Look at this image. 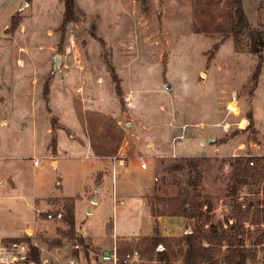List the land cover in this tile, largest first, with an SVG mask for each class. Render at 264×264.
I'll return each mask as SVG.
<instances>
[{
  "label": "rangeland",
  "instance_id": "1",
  "mask_svg": "<svg viewBox=\"0 0 264 264\" xmlns=\"http://www.w3.org/2000/svg\"><path fill=\"white\" fill-rule=\"evenodd\" d=\"M243 1L251 23L264 29V0ZM194 2L77 0L76 19L64 26L62 0H0V264H26L29 242L40 248L42 264H118L119 257L164 264L150 252L154 229L144 234L149 207L136 186L144 178L119 172L124 203L115 210L113 165L128 157L97 152L96 138L81 133L80 119L90 116L121 120L119 131L139 135L142 144L156 133L168 151L195 154L157 156L155 194L172 196L187 184L195 175L186 166L191 160L201 173L199 191L212 198V219L225 227L233 221L230 162L264 155V49L254 53L249 39L230 36L213 51L222 33L195 31ZM201 139L225 148L203 150ZM69 196L84 244L65 235L63 218L48 216L64 212ZM238 199L264 207L259 184L243 186ZM193 228L187 220L167 235L172 264H184L177 237ZM245 237L251 245L255 236ZM256 248L261 264L264 251Z\"/></svg>",
  "mask_w": 264,
  "mask_h": 264
},
{
  "label": "trees",
  "instance_id": "2",
  "mask_svg": "<svg viewBox=\"0 0 264 264\" xmlns=\"http://www.w3.org/2000/svg\"><path fill=\"white\" fill-rule=\"evenodd\" d=\"M65 4L63 25L74 21L77 17V0H62ZM243 0H195L194 28L198 33L220 32L222 38L217 41L213 51H218L222 43L230 36L236 43L242 38L249 39L250 49L260 54L264 49V29L255 27L249 20L244 8ZM220 9L221 20H218L216 11ZM209 15L210 17H206ZM20 18H13V27L18 26ZM258 70L254 72L258 78ZM248 118L254 120L250 113ZM187 165L195 175L187 184H179L178 192L172 196L153 194L149 197L151 211L156 221L162 215H177L185 217L193 223L194 228L177 237L181 244L180 253L184 264H258L257 246L261 245L264 251V207L251 201L243 203L238 199L240 189L249 184H259L264 191V155H237L234 156L232 166L231 194L235 198L233 205V221H228L225 227L222 221L212 219L214 204L208 194H203L198 187L201 182L200 170L196 164L187 160ZM183 167L184 163L177 165ZM175 165L174 167L177 168ZM185 166V167H186ZM63 200L64 212H57L48 216H60L68 224V229L62 230L66 236L84 244L85 237L79 232L75 213L76 198L65 197ZM262 203V202H261ZM254 228H251V227ZM257 234L253 235L252 231ZM246 231H249L247 233ZM255 236L251 245H247L245 235ZM18 240V239H16ZM172 238L162 235L158 226L155 235L151 237L150 252H157V259L164 264H172L169 254ZM162 246L163 248H161ZM174 250V249H173ZM264 256V255H263ZM26 264H42L40 248L29 242V251L23 258ZM118 264H125L121 257ZM264 264V261L261 263Z\"/></svg>",
  "mask_w": 264,
  "mask_h": 264
},
{
  "label": "crops",
  "instance_id": "3",
  "mask_svg": "<svg viewBox=\"0 0 264 264\" xmlns=\"http://www.w3.org/2000/svg\"><path fill=\"white\" fill-rule=\"evenodd\" d=\"M67 74L70 75L72 74V72L68 71ZM98 80L100 81V79H97V81ZM92 82L95 83L94 78ZM83 112L86 115L91 113V112L89 113V111L87 110ZM80 121L82 122V126H83L81 133L84 136H92L93 138H96V142L94 143V145L98 153H115V152L117 153L119 152V153H122V155L123 154L127 155L128 157L127 159H119V161L113 165L114 174L112 175V177L114 178L113 179L114 185H113L112 194L114 198L115 196L117 197L116 191L118 190L119 184L116 185V183H117V178H118L117 176L119 175V172L121 174L127 173L129 175L137 171L139 174L142 175L141 177L144 178L143 182L140 183V185L139 184L136 185L138 186V189L140 190L138 195L142 197V199L148 204V207H149V213H147V220L150 224L149 226L150 230L149 232L144 233V234L151 233L153 229L155 231L156 226H158V229L160 230L161 234L165 236H167L168 234L179 233L180 228H182V224L187 221L185 217L177 216V215H162V216H159L156 221L155 217L152 214L151 206L149 204V197L155 194L156 185H157L156 184L157 177L154 175V167H155L154 165H155L157 156H167V155L191 156L195 154L193 153L180 154L175 148L173 149V151H168L166 149L167 146L166 147L163 146L165 140L162 139V135L160 136L156 133H154V135H152V137L145 144H142V142L139 139V135L137 136L135 135L134 137L133 135L134 133H123L122 130L119 131V127H120L119 124L122 121L119 119H116L115 117L111 118L109 116H106V119L104 121H99L97 120V118L90 116V118L84 119L83 121L80 119ZM128 123L131 124V122H128ZM71 126L74 127L73 125ZM178 138H180V135L173 137V140L177 141ZM184 138H185V135H184ZM215 138H216L215 136L208 137V141L210 139L214 140ZM169 140L170 138L167 139V142ZM199 144L203 150H209L208 147L211 146L210 148L214 150V153L216 151L222 152L225 148L224 147L225 144L222 142H213V143L207 144V142L203 139L200 140ZM89 147L90 146H88V148ZM239 148L241 149V147ZM90 149H94V147L92 146ZM85 150H87V148H85ZM228 154L233 155L232 153H228ZM244 155H251V154H244ZM144 157L148 161L149 167L148 165L147 167H142L140 159L142 158L144 159ZM107 180L108 178H106L105 182ZM148 181H152V182L154 181V183L149 186H146L149 184ZM125 185H127V183H125ZM130 188L131 187L129 186V190ZM151 190L153 192H151ZM117 205L115 208V203H114L115 210L117 209ZM141 233H143V231L140 229L138 234H141ZM43 262H44L43 264H47L48 259L43 258Z\"/></svg>",
  "mask_w": 264,
  "mask_h": 264
},
{
  "label": "built area",
  "instance_id": "4",
  "mask_svg": "<svg viewBox=\"0 0 264 264\" xmlns=\"http://www.w3.org/2000/svg\"><path fill=\"white\" fill-rule=\"evenodd\" d=\"M180 138H184V134H181V135H180ZM35 163H39V160L36 159V160H35ZM141 165H142V167H147L148 164H147L146 161H143V162L141 163ZM123 202H124L123 199H118V198L115 196V198H114L115 208H116V205H117L118 203H123Z\"/></svg>",
  "mask_w": 264,
  "mask_h": 264
},
{
  "label": "water",
  "instance_id": "5",
  "mask_svg": "<svg viewBox=\"0 0 264 264\" xmlns=\"http://www.w3.org/2000/svg\"><path fill=\"white\" fill-rule=\"evenodd\" d=\"M57 63H59V58L58 57H56V64ZM168 86H170V84H168ZM94 201H97V198H95ZM89 211H91V209ZM103 256L105 258H110L111 257V251L105 250L104 253H103Z\"/></svg>",
  "mask_w": 264,
  "mask_h": 264
}]
</instances>
